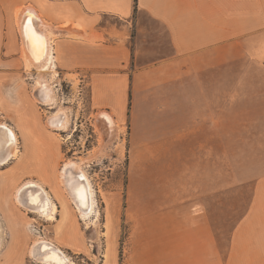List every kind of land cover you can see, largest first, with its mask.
Here are the masks:
<instances>
[{
    "label": "rangeland",
    "instance_id": "1",
    "mask_svg": "<svg viewBox=\"0 0 264 264\" xmlns=\"http://www.w3.org/2000/svg\"><path fill=\"white\" fill-rule=\"evenodd\" d=\"M6 26L0 19V39ZM249 46L224 51L222 64L159 84L145 91L148 97L140 94L128 112L133 122L128 115L120 135L121 128L110 135L101 129L105 111L92 109L81 73L64 74L54 65L57 106L70 107L71 114L72 130L63 132L46 124L55 109L34 97L35 70H24L20 59L10 65L0 60V70L14 75L3 87L8 109H22L11 101L22 99L42 142L31 147L40 160L29 173L23 161L31 148L19 137L16 158L0 164V264L11 251L19 254L16 264H44L28 255L38 235L53 240L74 264H236L247 257L264 264V34ZM10 52L2 49L0 57L18 56ZM141 107L154 112L135 116ZM139 118L144 122L136 124ZM43 146L51 155L47 166ZM94 154L84 165L96 198L88 219L95 221L87 226L59 171ZM28 180L40 182L56 202L52 220L16 205L14 192ZM3 210L20 224L24 241L17 247L9 242ZM62 226L74 231L73 239L59 232Z\"/></svg>",
    "mask_w": 264,
    "mask_h": 264
},
{
    "label": "crops",
    "instance_id": "2",
    "mask_svg": "<svg viewBox=\"0 0 264 264\" xmlns=\"http://www.w3.org/2000/svg\"><path fill=\"white\" fill-rule=\"evenodd\" d=\"M27 7L35 10L39 22L49 26L55 67L60 65L64 74L75 71L86 78L92 109L110 114L121 127L119 135L128 115L132 124V113L128 112H132L140 94L148 97L145 91L159 84L202 66L222 64L224 51L241 47L247 50L254 37L264 34V0H0V19L3 25L8 21V26L2 28L0 50L9 54L16 50L18 55L0 60L10 65L20 59L24 70L15 14ZM5 31L8 34L4 37ZM13 77L0 70L3 122L24 145L41 146L39 126L23 109L22 99L12 98L13 106L22 109L10 110L3 99V87L14 81ZM151 112L154 109L141 107L135 116ZM143 122L139 118L136 124ZM140 127L143 129V125ZM42 151L47 166L50 151L44 146ZM33 152L27 151L24 156L28 173L29 167H36L40 160ZM2 213L11 247H17L24 241L20 224L12 212ZM59 232L70 235V239L74 237L68 227L62 226ZM11 252L8 258L4 255L5 263L16 264L19 254ZM236 264H252V260L247 257Z\"/></svg>",
    "mask_w": 264,
    "mask_h": 264
},
{
    "label": "bare ground",
    "instance_id": "3",
    "mask_svg": "<svg viewBox=\"0 0 264 264\" xmlns=\"http://www.w3.org/2000/svg\"><path fill=\"white\" fill-rule=\"evenodd\" d=\"M25 14H27L25 16ZM15 21L21 37V53L26 69L35 70L34 91L39 104L54 108L46 119V124L58 131L72 130L70 107L57 106V80L54 79V58L52 46L47 34V26L39 22L38 16L31 7L22 8L15 14ZM49 30V29H48ZM50 33V32H49ZM50 35V34H49ZM54 35V34H53ZM49 74L47 77V73ZM98 122L101 129L115 133L121 128L112 116L106 112L99 114ZM99 127V126H98ZM18 138L7 123H0V164H4L15 157L18 149ZM99 153L102 154L100 151ZM98 154L79 161L66 162L59 171V180L71 202L76 208L77 217L88 226L94 223L96 213L95 191L90 177L84 170L91 159ZM96 156V157H95ZM16 158V157H15ZM85 165V166H84ZM17 206L28 211H35L47 220L53 219L58 212V206L49 191L38 181L23 182L14 192ZM31 226V224H29ZM3 221L0 215V244L3 241ZM33 232V231H32ZM28 255L34 262L44 264H74L69 255L53 240L38 235L28 247Z\"/></svg>",
    "mask_w": 264,
    "mask_h": 264
},
{
    "label": "water",
    "instance_id": "4",
    "mask_svg": "<svg viewBox=\"0 0 264 264\" xmlns=\"http://www.w3.org/2000/svg\"><path fill=\"white\" fill-rule=\"evenodd\" d=\"M27 14H25V16H26Z\"/></svg>",
    "mask_w": 264,
    "mask_h": 264
}]
</instances>
